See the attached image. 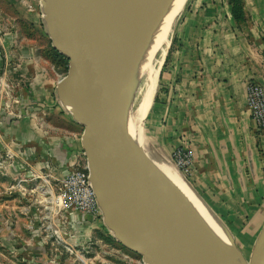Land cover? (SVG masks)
<instances>
[{
	"label": "rangeland",
	"instance_id": "1",
	"mask_svg": "<svg viewBox=\"0 0 264 264\" xmlns=\"http://www.w3.org/2000/svg\"><path fill=\"white\" fill-rule=\"evenodd\" d=\"M188 1L173 20L169 43ZM167 50L154 85L146 89L147 68L134 84L116 69L106 72L135 138L157 158L173 163L154 139L151 121ZM59 53L40 5L32 10L18 0H0V264H144L140 254L110 234L100 210L80 211L64 197L67 156L53 155L54 138L62 134L82 145L83 126L56 95L68 69ZM107 61L106 56V66ZM82 152L75 164L87 170ZM252 246L237 243L246 259Z\"/></svg>",
	"mask_w": 264,
	"mask_h": 264
},
{
	"label": "crops",
	"instance_id": "2",
	"mask_svg": "<svg viewBox=\"0 0 264 264\" xmlns=\"http://www.w3.org/2000/svg\"><path fill=\"white\" fill-rule=\"evenodd\" d=\"M189 0L176 20L156 83L151 121L165 153L184 146V175L231 229L235 243H254L264 223V129L246 104V83L264 85V0ZM37 8L41 0H18ZM53 155L65 168L85 154L79 139L57 135ZM65 169V170H66Z\"/></svg>",
	"mask_w": 264,
	"mask_h": 264
},
{
	"label": "water",
	"instance_id": "3",
	"mask_svg": "<svg viewBox=\"0 0 264 264\" xmlns=\"http://www.w3.org/2000/svg\"><path fill=\"white\" fill-rule=\"evenodd\" d=\"M89 5L90 0L40 3L52 46L67 58L56 95L65 105L70 102L72 118L83 126L88 179L105 227L144 264H229L213 236L134 143L104 63L106 39L114 28L106 27ZM180 175L226 228L240 260L264 264V223L246 259L222 220Z\"/></svg>",
	"mask_w": 264,
	"mask_h": 264
},
{
	"label": "bare ground",
	"instance_id": "4",
	"mask_svg": "<svg viewBox=\"0 0 264 264\" xmlns=\"http://www.w3.org/2000/svg\"><path fill=\"white\" fill-rule=\"evenodd\" d=\"M185 1L90 0V9L96 12L106 27L114 28V31L106 39L105 52L108 54L106 53L105 56L109 60V62L107 61L109 64L107 67L118 70L122 78L124 75L133 84L144 69L147 68L144 88L153 86L158 72V65L161 63L169 44L172 22ZM108 71L112 72L111 70ZM126 83L128 84V82ZM118 100L115 94L114 101L120 107L121 105L119 104L123 101L118 103ZM65 103L71 109V104L67 99ZM120 108L124 112L127 124L126 108ZM128 129L137 148L149 160L160 176L190 207L205 230L213 236L225 254L228 263L244 264L233 249L226 228L220 224L200 199H198L188 183L177 171L178 169L176 170L175 166L166 158L154 156L142 141L135 138L130 126H128Z\"/></svg>",
	"mask_w": 264,
	"mask_h": 264
},
{
	"label": "built area",
	"instance_id": "5",
	"mask_svg": "<svg viewBox=\"0 0 264 264\" xmlns=\"http://www.w3.org/2000/svg\"><path fill=\"white\" fill-rule=\"evenodd\" d=\"M246 104L252 120L258 129H264V85L255 80L246 83ZM170 157L173 164L184 175H188L192 168V152L184 146L175 147ZM64 197L76 209L84 212H98L93 188L88 179V171L80 169L75 163L65 170Z\"/></svg>",
	"mask_w": 264,
	"mask_h": 264
},
{
	"label": "trees",
	"instance_id": "6",
	"mask_svg": "<svg viewBox=\"0 0 264 264\" xmlns=\"http://www.w3.org/2000/svg\"><path fill=\"white\" fill-rule=\"evenodd\" d=\"M230 4H231V11L232 14L234 16V18L236 20H240L243 18V10H242V1L241 0H229ZM59 56L64 59L65 61H67V58L59 53Z\"/></svg>",
	"mask_w": 264,
	"mask_h": 264
}]
</instances>
